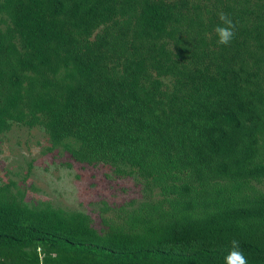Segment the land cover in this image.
I'll use <instances>...</instances> for the list:
<instances>
[{"label": "trees", "instance_id": "1", "mask_svg": "<svg viewBox=\"0 0 264 264\" xmlns=\"http://www.w3.org/2000/svg\"><path fill=\"white\" fill-rule=\"evenodd\" d=\"M0 10L10 22L0 131L39 125L54 144L74 141V160L133 169L162 197L116 232L128 245L112 246L68 238L86 228L61 211L20 220L0 188V251L225 264L237 240L248 264H264V192L250 184L264 178V0H2ZM220 12L235 23L227 46L214 32Z\"/></svg>", "mask_w": 264, "mask_h": 264}, {"label": "rangeland", "instance_id": "2", "mask_svg": "<svg viewBox=\"0 0 264 264\" xmlns=\"http://www.w3.org/2000/svg\"><path fill=\"white\" fill-rule=\"evenodd\" d=\"M9 23L0 10V33ZM159 81L162 89L172 84L169 77ZM76 146L72 140L54 144L39 125L10 123L0 131V188L13 197L20 220L32 215L41 218L47 209L57 210L86 228L83 233H66L68 238L128 245L129 240L116 232H125L129 215L144 213L160 202L158 189L125 166L74 160L71 151ZM250 184L264 192V178ZM23 257L36 258L37 264H108L93 254L40 244L0 251V264H18Z\"/></svg>", "mask_w": 264, "mask_h": 264}, {"label": "clouds", "instance_id": "3", "mask_svg": "<svg viewBox=\"0 0 264 264\" xmlns=\"http://www.w3.org/2000/svg\"><path fill=\"white\" fill-rule=\"evenodd\" d=\"M218 20L220 23L214 27L217 44L222 46L230 45L235 36V23L231 17L224 12L218 13ZM225 264H248L246 256L240 250L239 241H231L230 250L225 256Z\"/></svg>", "mask_w": 264, "mask_h": 264}]
</instances>
